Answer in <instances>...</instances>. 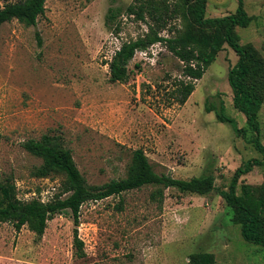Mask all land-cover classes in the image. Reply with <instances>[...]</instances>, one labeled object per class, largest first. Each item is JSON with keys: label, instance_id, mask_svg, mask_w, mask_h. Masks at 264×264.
Instances as JSON below:
<instances>
[{"label": "rangeland", "instance_id": "rangeland-1", "mask_svg": "<svg viewBox=\"0 0 264 264\" xmlns=\"http://www.w3.org/2000/svg\"><path fill=\"white\" fill-rule=\"evenodd\" d=\"M172 1L46 0L36 25L14 18L0 26V178L12 176L23 200L52 199L63 175L35 176L42 159L22 143L51 134L72 150L90 184L125 177L132 152L142 148L156 172L213 177L216 188L200 195L169 187L161 199L152 196L160 186L150 184L85 202L78 225L83 255L70 209L48 220L41 238L27 225L17 230L0 221V264H191L195 251L214 253L215 264H264V247L242 237L220 194L244 162L264 160L253 133L244 136L247 118L233 103V48L225 45L184 104L172 96L182 62L161 42L138 50L128 74L110 80L116 50L148 29L129 6ZM207 1L205 15L219 17L234 12L239 0ZM245 8L253 20L237 28L240 42L264 55V0H245ZM222 104L231 121L207 110ZM259 120L264 144V104ZM242 182L264 183V161Z\"/></svg>", "mask_w": 264, "mask_h": 264}, {"label": "trees", "instance_id": "trees-1", "mask_svg": "<svg viewBox=\"0 0 264 264\" xmlns=\"http://www.w3.org/2000/svg\"><path fill=\"white\" fill-rule=\"evenodd\" d=\"M0 6V26L14 18L36 25L38 17L45 13L46 0H4ZM207 0H173L163 5L149 8L144 3L129 6V13L144 20L148 29L135 39L122 42L109 62L110 80L118 81L128 74L129 62L138 50L163 43L181 62L182 77L175 82L172 96L184 104L195 90V81L200 79L208 67L216 60L218 53L228 44L237 53L236 63L229 68L228 82L233 91L234 106L247 118L243 134L252 132L250 140L264 155L261 141L260 111L264 104V55L252 42L241 43L238 27H247L253 16L245 8V0H239L234 12L224 16L207 17ZM114 16V14L112 15ZM178 20L180 27L173 25ZM167 29L168 36L162 31ZM223 103V102H222ZM215 105L207 106L215 111L220 121L232 119ZM23 146L33 155L42 159L33 174L49 177L63 175L60 191L52 199L40 198L23 200L18 196L17 186L12 176L0 178V221H9L17 230L27 225L41 238L48 220L65 209L72 211L75 222V243L80 255L84 254V242L79 237L78 225L82 205L89 200H100L111 195L121 194L145 185H159L152 193L154 198H163L164 189L174 187L181 192L206 195L216 186L213 177L194 176L189 179L176 178L155 171L153 164L142 148L132 152L127 166V175L114 178L103 184H90L78 167L73 152L61 144L57 135L44 134L40 138L23 141ZM264 160L251 158L234 173L229 189H221L220 194L233 211L232 220L240 226L242 237L249 242L264 247V183H239L242 175L250 172ZM191 264H215V254L208 251H195L189 255Z\"/></svg>", "mask_w": 264, "mask_h": 264}]
</instances>
